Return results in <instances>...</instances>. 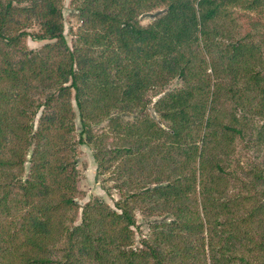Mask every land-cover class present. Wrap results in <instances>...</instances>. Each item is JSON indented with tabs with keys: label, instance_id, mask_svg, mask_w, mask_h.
Returning <instances> with one entry per match:
<instances>
[{
	"label": "trees",
	"instance_id": "obj_1",
	"mask_svg": "<svg viewBox=\"0 0 264 264\" xmlns=\"http://www.w3.org/2000/svg\"><path fill=\"white\" fill-rule=\"evenodd\" d=\"M73 1L84 27L71 47L62 0H0V264H169L177 256L199 264L193 229L203 244L207 237L202 264L247 262L236 248L243 237L264 264V189L239 214L254 194H223L221 172L247 128L264 147L263 59L245 38L224 44L219 25L244 0ZM161 5L147 24L138 20ZM28 37L46 41L33 48ZM219 68L228 80L212 82ZM174 77L182 84L164 91ZM148 89L159 95L153 109L164 125L146 110ZM222 93L229 108L217 106ZM79 144L92 148L97 179L111 169L119 198L114 207L87 200L77 222ZM260 179L258 171L251 181ZM130 200L176 214L157 231L169 257L161 246L133 245ZM251 224L256 235L247 234Z\"/></svg>",
	"mask_w": 264,
	"mask_h": 264
},
{
	"label": "rangeland",
	"instance_id": "obj_2",
	"mask_svg": "<svg viewBox=\"0 0 264 264\" xmlns=\"http://www.w3.org/2000/svg\"><path fill=\"white\" fill-rule=\"evenodd\" d=\"M247 1H242L234 5L227 7L228 15L221 17L219 19V25L223 26L225 29L224 34L227 37H223L222 41L226 44L229 41L235 40L237 38H245L249 42L256 44L252 48L256 54H260L264 62V3L258 7H248L246 5ZM77 2L73 0H62L61 8L63 12L64 20V34L67 39L68 44L72 47L75 39L77 37V32L84 27V22L82 18L78 15ZM164 5H161L157 8L145 11L138 15V20L142 24H147L152 18L154 13L156 14L158 10H162ZM32 29H37L38 24L34 23L31 26ZM46 39H33L27 38V45L29 47H38ZM207 71L210 73L211 68H208ZM219 77L212 78V82H224L228 80V75L226 71L218 69ZM212 75V74H211ZM213 77V75L211 76ZM216 80V81H215ZM182 84V81L179 77L171 78L163 87L164 91L178 87ZM223 92V91H222ZM153 89H148L145 93V99L147 101L146 110L156 119L161 121V124H166L161 120L159 115L154 111V101L159 95H154ZM161 92L160 94H162ZM222 93V96L217 100V106L222 104L225 107L229 108L231 106L230 99ZM240 112V111H239ZM141 111L138 110L133 112H126L122 114V119L124 121H130L133 119L135 114H140ZM247 114V113H246ZM247 119H250L251 116L246 115ZM38 117L36 116L35 125H37ZM248 125H251L249 123ZM76 126L79 127L78 119H76ZM254 133L252 129L247 128V131L244 133V137H236L232 143H230L229 149L231 153L222 161L221 165L223 170L221 171L226 180L224 186V193H227L233 197H242L246 194H254L251 198L250 196L245 199L242 198L240 201V212L243 214L246 208H250L257 201L255 200L257 192L259 193L261 189H264V184L261 183V180L258 183H252L253 174L256 172H262L264 176V147L263 144L258 142L254 138ZM77 192L76 200L80 204V207L77 212L76 221L78 222L81 217V206L87 201L92 200L94 197H100L102 200L107 202L111 207H114L115 199L119 198L118 190L113 186L114 179L111 177L112 171L108 169L99 176V179L96 177V161L93 157L92 148L87 144L78 145L77 153ZM29 162H25V172L28 171ZM146 180V179H145ZM224 184V183H223ZM103 185L108 186V190H104ZM149 185V183H146ZM236 195V196H235ZM255 200V201H254ZM130 204H134L133 213L135 215V224L132 225L133 228V245L134 246H144L146 242L152 243L154 246L163 247V252L165 256L169 257L171 253V248L169 244H164L162 246L161 240L157 235V231L162 228L163 224L167 221L173 220L176 214L172 211L171 207L166 206H156L154 203L146 201H132ZM192 208L196 209L197 205L193 201ZM219 228V224L216 225ZM245 226V225H242ZM221 228V227H220ZM259 231V228L256 224H251L249 228V235H256ZM203 235H206L204 231ZM191 241H188L193 247L191 250L193 252V260L200 262L205 261L204 256L208 254V246L206 245V238L204 244L200 238V234L197 233L194 229L190 230L188 233ZM178 238V236L176 237ZM196 239V240H193ZM247 245L248 238L243 237L241 240ZM188 244V243H187ZM203 244V245H202ZM243 243L236 245L238 256H243L244 259H248L247 262H244L243 259H238L234 264H257L258 260L256 259V254L259 250L257 249H248L247 246ZM191 258V257H190ZM189 257L180 258L179 256L174 257L172 260L169 259V264H192Z\"/></svg>",
	"mask_w": 264,
	"mask_h": 264
}]
</instances>
